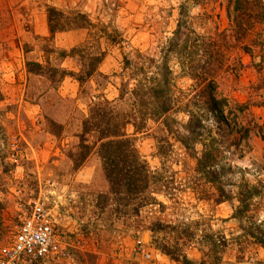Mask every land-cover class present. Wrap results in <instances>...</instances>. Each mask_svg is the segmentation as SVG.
Listing matches in <instances>:
<instances>
[{
    "label": "rangeland",
    "instance_id": "obj_1",
    "mask_svg": "<svg viewBox=\"0 0 264 264\" xmlns=\"http://www.w3.org/2000/svg\"><path fill=\"white\" fill-rule=\"evenodd\" d=\"M49 7L85 14L90 23L52 32ZM231 9L232 0H0V242L15 232L21 209L41 197L75 264H183L180 253L191 264H264V248L251 235L264 232V67L228 36ZM178 31L182 46L187 34L227 35L212 61L217 93L231 107L229 119L256 125L241 151L229 139L216 143L213 181L196 171L201 145L188 150L179 141L187 111L202 110L182 57L166 51ZM187 46L193 63L200 61L191 40ZM141 61L148 75L169 67L175 106L140 131L125 126L152 176L141 200L124 199L110 191L99 143L83 123L94 104L108 102L119 117L133 112ZM83 69L95 70L79 83ZM239 104L250 114L237 112ZM204 119L215 135L214 122ZM248 188L249 207L236 214Z\"/></svg>",
    "mask_w": 264,
    "mask_h": 264
},
{
    "label": "trees",
    "instance_id": "obj_2",
    "mask_svg": "<svg viewBox=\"0 0 264 264\" xmlns=\"http://www.w3.org/2000/svg\"><path fill=\"white\" fill-rule=\"evenodd\" d=\"M47 13L52 32L82 28L90 23L86 15L82 13L66 16L54 7H49ZM228 16L231 22V33L228 36L238 41L244 52L259 55L258 70L261 71L264 67V0H232V9L228 11ZM179 33L180 31L170 39L166 51L173 52L178 58L182 57L180 61L186 65L188 75L197 82V89L192 99H195V105L198 104V108L202 110L201 112L187 111L189 118L184 127L186 134L181 136L179 141L188 150H195L197 143L201 145V152L196 157V171L207 181H213L218 175L216 168L220 153L216 143L221 142L223 138L229 139L233 142L234 148L241 151V142L249 138L251 130L256 125L255 123L252 125L243 124L237 118L229 119L225 114V109L228 108V113L231 114V107L228 106L227 99L220 97L217 93L212 61L217 60L220 55L222 46L219 41H225L227 35L218 33L216 34L217 38H207L204 36L191 37L187 34L184 37L186 42L182 46V43L179 42ZM190 40L193 42V46L201 52L202 59L197 63H193L192 54L187 46V42ZM181 47H183L182 52L180 51ZM215 54L216 58L214 59ZM102 55V52L97 55V63L102 60ZM137 68V72L141 71L142 75L138 77L136 87L131 91L134 103L133 112L122 113L119 117L120 115L114 112L108 102L94 104L90 109L89 117L84 120L83 130L84 134H95L96 136L94 145L99 143L97 154L102 160L103 173L110 191L118 196H123L124 199L130 198L132 195L134 199L141 200V196L148 189L152 175L131 138L124 132L125 126L131 124L135 132L140 131L147 120L156 121L168 114L174 108L175 102L169 67L156 69L155 75L147 74L142 61L141 66H137ZM94 70H80L75 74L76 79L79 83H84ZM260 79L264 81V75ZM235 109L243 115L250 114L248 105L239 104ZM206 117L214 122L215 135H213V130L208 129L204 124ZM85 140L83 139V141ZM82 148L90 150L91 146L83 144ZM253 194L252 190L248 188L247 193L240 197L241 207L236 209V214L247 211L248 200L252 198ZM251 235L255 243L264 248V232H259V235L251 233ZM158 248L178 260L179 255L169 246L163 244ZM180 257H182L183 264H191L186 255L180 253ZM49 262L40 261L35 264Z\"/></svg>",
    "mask_w": 264,
    "mask_h": 264
},
{
    "label": "built area",
    "instance_id": "obj_3",
    "mask_svg": "<svg viewBox=\"0 0 264 264\" xmlns=\"http://www.w3.org/2000/svg\"><path fill=\"white\" fill-rule=\"evenodd\" d=\"M21 211L23 218L13 235L0 242V264H35L40 261L75 264L62 242L45 199L38 197L32 200L28 209Z\"/></svg>",
    "mask_w": 264,
    "mask_h": 264
},
{
    "label": "bare ground",
    "instance_id": "obj_4",
    "mask_svg": "<svg viewBox=\"0 0 264 264\" xmlns=\"http://www.w3.org/2000/svg\"><path fill=\"white\" fill-rule=\"evenodd\" d=\"M145 239H146V235H145Z\"/></svg>",
    "mask_w": 264,
    "mask_h": 264
}]
</instances>
